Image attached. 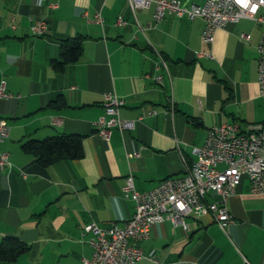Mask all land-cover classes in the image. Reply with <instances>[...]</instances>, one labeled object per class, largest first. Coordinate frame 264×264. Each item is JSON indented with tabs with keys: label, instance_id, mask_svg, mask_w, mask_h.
Here are the masks:
<instances>
[{
	"label": "crops",
	"instance_id": "1",
	"mask_svg": "<svg viewBox=\"0 0 264 264\" xmlns=\"http://www.w3.org/2000/svg\"><path fill=\"white\" fill-rule=\"evenodd\" d=\"M153 9L134 13L127 0H0V77L12 94L0 98L9 124L0 151L12 163L0 168V241L10 235L28 246L0 264H83L93 253V234L83 225H122L134 212L122 189L128 173L138 190L150 189L197 159L209 127L237 121L246 129L264 120L257 83L264 21L227 23L210 44L201 17L166 13L149 25ZM97 12L102 24L93 20ZM119 15L125 24H116ZM39 18L47 22L42 35L30 27ZM76 37L80 57L56 70L61 39ZM106 91L123 97L120 116L135 120L130 129L111 127L108 139L94 123ZM59 96L63 102H54ZM61 133L83 135L80 157L43 166L22 148L27 139ZM228 208L232 220L224 228L211 214L187 215L186 227L166 219L139 246L162 264H264V193L251 192L246 174Z\"/></svg>",
	"mask_w": 264,
	"mask_h": 264
},
{
	"label": "built area",
	"instance_id": "2",
	"mask_svg": "<svg viewBox=\"0 0 264 264\" xmlns=\"http://www.w3.org/2000/svg\"><path fill=\"white\" fill-rule=\"evenodd\" d=\"M127 1L134 13L137 9L153 4V22L149 25L157 24L166 13L186 15L190 19L201 17L204 20L202 38L210 44L214 41L216 30L227 23L237 22L242 17L264 21V15L259 12L264 8V0H205L202 4L189 6H183L180 0ZM33 2L41 5L45 0ZM93 20L102 24L100 12L95 13ZM116 24H125L121 15L117 17ZM30 27L34 34L42 35L46 32L47 22L39 18L31 21ZM241 37L249 39V35L244 32ZM257 51V83L259 93L264 96V31ZM160 60L166 67L162 56ZM161 79L162 75L158 74L156 80ZM11 95L6 89L5 79L0 77V98ZM124 103L125 99L118 94L104 92V111L94 121L102 138L108 139L111 127H118L121 131L134 127L135 120L120 116V108ZM8 133L9 124L0 115V141ZM196 152L197 159L186 164L183 172L167 176L147 190H138L133 174L128 173L122 189L125 196L133 200L134 212L122 225L100 227L94 221L83 225V233L93 234L90 239L93 253L90 258L84 259L83 264H135L143 258L162 264L153 252L145 254L139 246V242L149 236L155 223L167 219L173 225L186 227L187 215L197 218L211 214L224 228L232 220L228 200L243 174L250 180L251 192L264 193V120L251 123L246 129H241L237 121L213 125L207 129L204 141L196 147ZM138 154L137 151L128 153L129 156ZM11 164L9 153L0 151V168ZM21 172L25 174L23 170Z\"/></svg>",
	"mask_w": 264,
	"mask_h": 264
},
{
	"label": "trees",
	"instance_id": "3",
	"mask_svg": "<svg viewBox=\"0 0 264 264\" xmlns=\"http://www.w3.org/2000/svg\"><path fill=\"white\" fill-rule=\"evenodd\" d=\"M81 38H63L60 41V51L56 58L52 59V65L56 70H62L66 64L76 61L81 55ZM63 102L59 96L54 102ZM83 135L79 133H61L47 136L42 139H27L22 143V148L32 152L40 165L51 162L80 157L83 153ZM27 244L18 237L6 235L0 241V260L16 259L26 251Z\"/></svg>",
	"mask_w": 264,
	"mask_h": 264
},
{
	"label": "rangeland",
	"instance_id": "4",
	"mask_svg": "<svg viewBox=\"0 0 264 264\" xmlns=\"http://www.w3.org/2000/svg\"><path fill=\"white\" fill-rule=\"evenodd\" d=\"M259 107H260V112L263 114L264 113V101L259 103Z\"/></svg>",
	"mask_w": 264,
	"mask_h": 264
}]
</instances>
